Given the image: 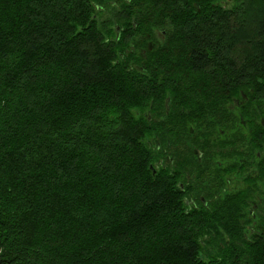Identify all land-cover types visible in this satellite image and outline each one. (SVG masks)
I'll return each instance as SVG.
<instances>
[{
    "label": "trees",
    "instance_id": "16d2710c",
    "mask_svg": "<svg viewBox=\"0 0 264 264\" xmlns=\"http://www.w3.org/2000/svg\"><path fill=\"white\" fill-rule=\"evenodd\" d=\"M0 264H264V0H0Z\"/></svg>",
    "mask_w": 264,
    "mask_h": 264
},
{
    "label": "rangeland",
    "instance_id": "374dc122",
    "mask_svg": "<svg viewBox=\"0 0 264 264\" xmlns=\"http://www.w3.org/2000/svg\"><path fill=\"white\" fill-rule=\"evenodd\" d=\"M175 150H178V149L176 148ZM210 157H213V158L211 160L209 159L207 161H209L211 163V166H215L216 168H217V166H220V155H219V158H217V157H215V155L213 153L209 152L208 150L204 151L203 159H208ZM170 159L173 160L174 156L172 155ZM164 163H165L164 158H161L157 166H165ZM170 166H172V164ZM191 177H193V175L189 176V178H191Z\"/></svg>",
    "mask_w": 264,
    "mask_h": 264
},
{
    "label": "flooded vegetation",
    "instance_id": "af4514ba",
    "mask_svg": "<svg viewBox=\"0 0 264 264\" xmlns=\"http://www.w3.org/2000/svg\"><path fill=\"white\" fill-rule=\"evenodd\" d=\"M205 164H206V163H204V165H203V166H205ZM218 176H219V172H218ZM180 187H181V184H180Z\"/></svg>",
    "mask_w": 264,
    "mask_h": 264
},
{
    "label": "water",
    "instance_id": "95a60500",
    "mask_svg": "<svg viewBox=\"0 0 264 264\" xmlns=\"http://www.w3.org/2000/svg\"><path fill=\"white\" fill-rule=\"evenodd\" d=\"M117 30H118V28H117ZM163 34H164V32H163Z\"/></svg>",
    "mask_w": 264,
    "mask_h": 264
}]
</instances>
